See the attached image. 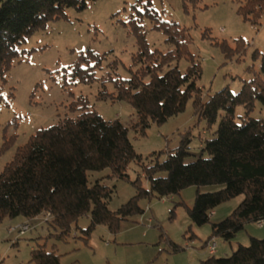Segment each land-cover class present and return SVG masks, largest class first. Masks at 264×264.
Masks as SVG:
<instances>
[{"label": "rangeland", "instance_id": "1", "mask_svg": "<svg viewBox=\"0 0 264 264\" xmlns=\"http://www.w3.org/2000/svg\"><path fill=\"white\" fill-rule=\"evenodd\" d=\"M84 1V9L65 8L59 19L47 22L45 27L26 37L16 47L18 55L0 77V173L16 150L38 130L50 127L65 117H75L77 114L69 111V106L80 97L86 98L89 110L104 120L119 119L129 129L128 138L145 165L154 164L153 153L164 154L179 145L180 133L197 124L192 100L188 101L182 113L161 125L150 123L144 135H140L133 128L136 118L130 105L115 99H98V93L102 92L99 79L106 73L116 72L119 77L128 78L129 68L140 74L171 57L167 53L173 48L164 43L165 36L161 31L152 29L155 21L151 14L156 15L158 21H174L186 30L188 51L193 62L201 68L196 86L202 89L203 100L224 88L237 94L244 83L254 79L264 83L261 69L264 16L253 24L251 17L239 14L238 8L244 0ZM147 12L150 15H145ZM131 20L140 24L153 53L150 61L136 67H130L131 58L137 52L136 38L129 25ZM239 45L240 53L236 50ZM86 51L106 56L104 66L96 71V81L88 85H67L64 76L69 78L70 67ZM114 60L117 64L115 71L109 66ZM176 65L182 74L191 67L186 58L180 59ZM105 91L115 94L111 84L105 85ZM244 113V108L237 106L235 122L241 123ZM249 117L264 121V105L256 101ZM219 119L206 134L202 131L203 122L192 128L189 157L185 163L200 156L199 139H210ZM163 159L162 155L158 161ZM138 173L140 186L144 189L146 180L135 164H130L127 169L129 180L110 178L108 169L89 172L87 178L89 185L99 180L105 186L114 187L107 207L116 211L136 195L132 182ZM159 175L163 177L165 174ZM222 187H189L179 195L164 199L141 198L138 206L142 210L149 208L152 216L129 217L120 223L115 233L105 226H97L88 238L73 226L71 233L60 239L57 236L59 231L43 222L44 215L31 223L30 231L18 237L16 232H8L9 228L17 225L11 226L12 223L5 219L0 223V264H36L31 261V252L39 248L45 252L54 251L59 255L60 264H190L187 256L203 252L204 242L212 234L211 224L224 220L243 199V196H238L225 201L210 213L208 223L193 225L188 211L193 206L196 191L200 189L211 193ZM150 212L146 214L150 215ZM150 217L151 223L148 222ZM88 224V216L77 222L79 228H86ZM249 237L264 239V221L260 225L246 224L229 242L213 237L217 244L215 257L230 256L238 245L247 246ZM172 244L177 246V251L173 252Z\"/></svg>", "mask_w": 264, "mask_h": 264}, {"label": "trees", "instance_id": "2", "mask_svg": "<svg viewBox=\"0 0 264 264\" xmlns=\"http://www.w3.org/2000/svg\"><path fill=\"white\" fill-rule=\"evenodd\" d=\"M69 7L84 9L86 5L84 0H0V77L18 55L16 47L47 22L59 19ZM238 13L251 17V22L257 24L264 16V0H244ZM150 16L155 21L152 29L161 31L164 43L173 48L167 53L171 57L140 74L129 68L128 78H121L116 72L106 73L99 79L102 92L98 93V99H115L130 105L136 118L133 128L140 135H144L150 123L161 125L182 113L189 100H192L197 124L180 133L176 148L164 154L153 153L154 164L145 165L128 138L129 129L119 119L104 120L89 110L86 98H78L69 106V111L77 114L75 117H65L38 130L4 165L0 173V223L18 217L31 221L49 214L48 223L59 231L60 239L68 236L73 226L88 238L97 226H105L115 233L122 221L141 215L143 211L137 204L141 198L160 199L179 195L189 187L208 185L223 187L211 193L196 191L193 206L188 211L193 225L208 223L210 213L225 201L238 196L243 199L224 220L211 224L212 234L204 247L213 237L229 242L246 224L264 221V121L249 117L256 101L264 105V83L254 79L244 83L237 94L224 88L203 100V91L196 86L201 68L188 51L186 30L174 21L161 22L156 20V15ZM129 25L137 44L130 67H136L150 61L153 53L140 24L131 20ZM236 50L241 52L240 45ZM182 58L191 64L184 74L176 65ZM105 61L104 54L82 52L64 81L67 85L91 84ZM261 63L264 73V56ZM109 66L115 71L116 61ZM106 84L113 86L114 95L105 91ZM237 106L245 111L241 123L235 122ZM218 117L212 137L199 139L200 156L185 163L192 128L203 122L202 131L206 134ZM162 155L164 159L159 162ZM130 164L138 166L149 188L140 186L138 173L132 182L136 195L116 211H110L107 206L114 187L105 186L99 180L89 185L88 173L108 169L110 178L129 180ZM162 173L163 177L159 175ZM84 216L89 217V224L79 228L77 222ZM172 245L173 252L177 251V246ZM31 261L60 264L59 255L54 251L45 252L43 248L31 252ZM200 264H264V239L249 237V244L238 245L230 256L212 255Z\"/></svg>", "mask_w": 264, "mask_h": 264}, {"label": "crops", "instance_id": "3", "mask_svg": "<svg viewBox=\"0 0 264 264\" xmlns=\"http://www.w3.org/2000/svg\"><path fill=\"white\" fill-rule=\"evenodd\" d=\"M203 134H205V133H203ZM201 147V146H200ZM141 176L143 177V175L141 174ZM148 188H149V185H148V182L146 181V187L144 188V189H146V190H148ZM182 192V191H181ZM198 192L200 193V192H207V191H201L200 189H198ZM166 198V197H165ZM162 199H164V198H162ZM189 199H192V197H189ZM180 203V202H179ZM181 205L183 204V203H180ZM143 211V217L145 218V217H148V216H152L151 215V212H150V209L149 208H145V210H142ZM147 212H150V215H148V214H146ZM39 217V216H38ZM37 217V218H38ZM37 218H35V219H33V220H31V221H27L26 219H24V218H21V217H18V218H15V219H11V220H7V221H9L10 223H12V225L11 226H15V225H19V224H21V223H25V222H29L30 224L33 222V221H35ZM152 217H150V219H148V222L149 223H151L152 222ZM16 221V222H15ZM14 222V223H13ZM261 223H263V221L261 222ZM32 225V224H31ZM75 234V233H74ZM76 236V235H75ZM147 236V235H146ZM196 253H198L197 254V256H196V254H194V256H187V260H188V262L190 263V264H200V262L202 261V260H205L206 258H208L209 257V255H208V253H207V250H206V248L204 247V249H203V252L200 254V251H198V252H196ZM202 254H204V257L202 258ZM190 259H193V261H195V260H198L197 261V263L195 262H193V261H191Z\"/></svg>", "mask_w": 264, "mask_h": 264}, {"label": "built area", "instance_id": "4", "mask_svg": "<svg viewBox=\"0 0 264 264\" xmlns=\"http://www.w3.org/2000/svg\"><path fill=\"white\" fill-rule=\"evenodd\" d=\"M43 222L48 223L50 221V215L49 214H45L43 217ZM257 224H261V222L257 223ZM31 230V224L29 222H25V223H21L19 225H17V227L15 228H9L8 232L9 233H13L16 232L18 234V237H22L24 236L28 231ZM75 236V234H74ZM207 253L209 256L215 255L216 253V248H217V244L214 241V239H211L207 242L206 246H205Z\"/></svg>", "mask_w": 264, "mask_h": 264}]
</instances>
